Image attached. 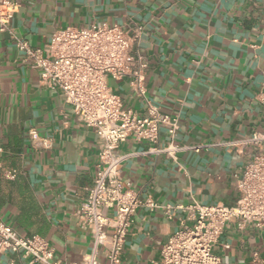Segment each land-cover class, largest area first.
<instances>
[{
  "label": "crops",
  "instance_id": "1",
  "mask_svg": "<svg viewBox=\"0 0 264 264\" xmlns=\"http://www.w3.org/2000/svg\"><path fill=\"white\" fill-rule=\"evenodd\" d=\"M14 1L19 8L9 32L32 48L46 46L52 33L65 27L140 26L147 97L160 112L179 116L176 145L200 148L183 151L176 160L143 155L148 143L131 135L119 146L121 154H135L123 163L122 180L140 200L161 206L238 202L237 180L258 149L232 143L264 134V0ZM108 84L124 108L146 115L127 80ZM30 128L51 140L49 150L30 145ZM167 141L162 131L160 146ZM0 149V220L21 236L45 239L53 261L79 262L89 252L91 238L78 227L75 212L96 174L98 139L77 121L59 90L40 85L39 71L15 48L8 32L0 33ZM9 169L17 172L14 180L4 177ZM181 221L190 224L182 211L167 220L162 209L138 208L121 264L159 261L161 246ZM229 237L223 235L221 241ZM241 241L217 253L221 258L228 254L231 263L251 264ZM259 256H264V246ZM98 263L107 264L103 249ZM0 264L35 263L21 253H3Z\"/></svg>",
  "mask_w": 264,
  "mask_h": 264
},
{
  "label": "built area",
  "instance_id": "2",
  "mask_svg": "<svg viewBox=\"0 0 264 264\" xmlns=\"http://www.w3.org/2000/svg\"><path fill=\"white\" fill-rule=\"evenodd\" d=\"M18 8L14 0H0V33L10 34L15 48L39 71L40 85L59 90L77 121L93 129L98 139L96 174L85 201L75 212L78 227L88 230L91 247L79 262L67 264H99L101 249L105 251L107 264H121L132 218L141 207L151 211L162 209L167 220L182 211L190 223L181 221V228L161 246L159 261L150 264H226L217 250H230V243L221 238L233 221L240 233L248 229L264 235V134L255 133L232 143L250 144L258 149L237 180L240 198L234 205L161 206L148 199L140 200L121 178L123 163L135 155L119 152V146L129 136L148 143L149 147L140 153L143 155H165L176 160L179 153L200 148L176 145L179 116L160 112L147 97L148 65L139 51L142 28L133 23L126 27L104 23L85 28L65 27L56 29L46 46L32 48L9 32L10 21ZM123 79L145 104V116L124 108L121 98L111 91L108 81ZM162 131L168 137L164 146H160ZM28 140L36 150L51 148V140L39 136L34 128L28 130ZM16 175L14 169L4 171L8 180H14ZM107 210L113 215L106 214ZM106 229L112 233L109 235ZM3 253H21L35 264H59L53 261V250L45 239L21 236L0 220V254ZM250 256L251 264H264V256L260 257L257 250L251 251Z\"/></svg>",
  "mask_w": 264,
  "mask_h": 264
},
{
  "label": "rangeland",
  "instance_id": "3",
  "mask_svg": "<svg viewBox=\"0 0 264 264\" xmlns=\"http://www.w3.org/2000/svg\"><path fill=\"white\" fill-rule=\"evenodd\" d=\"M234 224V221L232 222V225ZM235 226H227L224 231V235L229 237V243L233 247H237L239 245L241 239H243L246 242L245 250H246V257H249V252L253 250H257L260 254L262 253V249L264 246V235L260 234L258 231H255L254 233L248 229H245L243 233H239L236 229H234ZM228 232H231L230 234ZM232 239V240H231ZM234 248V249H235ZM223 262L226 264H246L244 261L231 263L229 261L228 254L226 257L223 256L222 258Z\"/></svg>",
  "mask_w": 264,
  "mask_h": 264
}]
</instances>
